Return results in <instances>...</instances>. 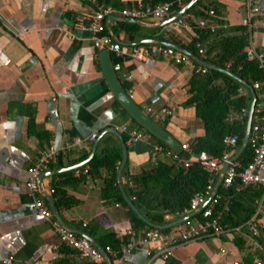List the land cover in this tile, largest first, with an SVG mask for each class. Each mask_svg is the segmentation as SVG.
Returning a JSON list of instances; mask_svg holds the SVG:
<instances>
[{"label": "crops", "instance_id": "1", "mask_svg": "<svg viewBox=\"0 0 264 264\" xmlns=\"http://www.w3.org/2000/svg\"><path fill=\"white\" fill-rule=\"evenodd\" d=\"M188 2L172 10L167 18ZM204 2L200 0L198 7ZM108 3L122 9L143 5L145 1L108 0ZM213 3L219 6L220 20L216 22L224 27L214 34L202 30L206 31L202 39L205 44L221 34L233 33L237 27L245 29L241 20L247 16L248 9L255 6L258 12L249 17L250 28L245 31L252 46L264 52V0H251L250 3L247 0H213ZM91 8L88 1L81 0H0V264L8 256H11L10 264H55L59 258L69 264L88 261L71 248L67 253L58 251L61 242L57 234L50 223L32 209V198L25 189L27 167L49 146L58 154L42 171L50 174L39 181L40 195L48 208L50 198L65 226L87 233L97 244L96 237L105 233L125 240L123 232L133 228L125 206L112 197L100 196L106 170L101 167L97 172L88 171L79 176L74 172L61 175L74 170L52 172L86 159L94 142L91 158L118 149L119 165V139L109 131L115 126H126L142 134L137 141L123 140L126 155L122 167L124 174L120 176L122 186L129 175L152 168L157 161L172 162L162 152L151 150L154 140L150 133L112 95L101 70L99 54L102 50L92 46L88 33L80 27ZM188 8L184 13L190 18L172 32H165L160 25L162 20L153 18L138 19L144 25L122 21L118 15H107L103 20L105 31L121 47L118 53L107 50L111 65H120V71L114 73L121 88L142 113L179 144H188L204 134L193 107L184 105L188 97L187 80L197 69L194 61L175 64L160 55L137 60L128 56V51L138 46L136 42L148 39L186 49L184 46L195 30L194 21L200 18L187 12ZM122 23L135 24L136 28ZM149 44L157 43L139 45ZM122 73L128 74L130 79L123 80ZM108 93L111 95L106 98ZM147 107L154 112L169 109L171 114L155 118L153 112H146ZM93 132L96 136L88 142ZM74 137L84 140L83 147L61 150ZM53 187L64 192L71 200L70 205L56 207L53 192L48 193ZM260 187L261 195L263 187ZM239 197L248 200L247 192ZM242 211L234 214L241 217ZM179 218L163 214L164 224ZM258 219V240L263 242L264 212ZM223 224L228 227V223ZM254 258L264 264V247L252 248L243 230L229 229L214 237L174 246L165 258L149 262L143 250L134 249L124 254L117 264H232L234 261L246 264Z\"/></svg>", "mask_w": 264, "mask_h": 264}, {"label": "built area", "instance_id": "2", "mask_svg": "<svg viewBox=\"0 0 264 264\" xmlns=\"http://www.w3.org/2000/svg\"><path fill=\"white\" fill-rule=\"evenodd\" d=\"M88 1L91 5V10L88 11L81 21L80 27L85 30L94 48L98 50H109L114 53L121 51L119 44L112 40L109 34L105 31L103 20L107 15H118L121 17L142 19L153 18L158 20L166 19L171 13V1H155L144 0L143 5H139L131 8L116 9L111 5L99 4L96 0H81ZM189 0H175L176 6L180 7L183 3ZM251 0H247L250 3ZM258 9L255 6H251L247 11V16L242 18L241 25L245 29L250 28L249 17L257 13ZM213 9L209 7L206 11L205 17L197 18L194 21V28L190 41L196 52V56L203 59L206 57V46L200 37L202 30H207L209 33H217L219 29H222L224 25L217 23L213 19ZM190 18L188 14H181L173 21H170L163 25L165 32H172L180 26H184L186 21ZM160 55L170 59L175 64H188L190 59L181 53L180 51L166 47L161 44H149L138 45L130 48L128 56L137 60H144L148 56ZM245 56L248 60L253 61L256 67L260 70L262 77L260 80L253 81L250 87L254 91L255 100L252 110L251 123L248 135V141L250 148V160L239 168L237 160H230L233 154V148L237 141V135L235 133L225 134L221 138V143L224 146V150L219 155H212L204 151H200L197 154H193L187 143L180 144V150H183L187 156L181 157L177 152L170 149H163L157 144L151 145L153 152H162L166 157L174 161L177 165L188 166L191 162H196L198 165L208 172V177L204 189L201 192L194 193L187 205L180 211L173 214H169L174 218L186 217L179 223L173 224L166 230L156 228H145L142 230H135L131 227L126 228L123 234L125 240L120 248V255L117 258L120 261L124 254L130 253L134 249H141L149 262L154 258H165L171 248L179 244L199 240L206 237L217 236L226 230H243L249 237V245L252 248L261 249L264 247V241L258 240L260 233L259 214L264 212V52L254 48L249 39H247V46L245 48ZM226 67L228 64H225ZM114 72L120 71V65L114 63L111 65ZM197 68L196 70H198ZM227 69V68H226ZM203 71L204 69H199ZM123 80H129L130 76L126 73L121 74ZM239 93H243L242 88L238 89ZM110 93L105 97L109 98ZM146 112H153L155 118H159L161 115L169 116L171 111L169 109L161 108L154 112L150 107L146 108ZM247 108L242 107L236 112H228L225 117V122L235 121L240 124L245 122ZM113 129L126 135L127 141H137L142 138V134L137 130H129L126 126H115ZM96 136V133H91L87 141H92ZM84 140L74 137L69 142L65 143L61 150L68 151L72 147H83ZM58 151L54 150L51 146L47 150L40 152L35 161L26 169V180L24 182L27 193L32 198V209L47 220L53 231L57 234L61 243L67 247L73 249L79 256L86 258L92 264H104V259L98 249L92 245L86 238L76 234L73 231L61 226L57 220L53 217L51 211L44 203L42 196L40 195L41 186L37 179L39 174L45 170L49 163H51L57 156ZM226 167L222 173L220 186L228 189L232 188L233 191H237L244 187L262 186L263 193L253 201V209L249 216L240 224L232 227H226L222 223V214L229 210V201L221 205L220 209L216 208L220 195L216 192L207 201V197L211 192L216 177L220 173L223 165ZM88 167L76 168L74 173L76 176L80 174H86ZM128 186L131 185L130 179L127 177L125 180ZM53 189L49 188L48 193H52ZM207 201V202H206ZM205 204V205H204ZM204 205L200 210L198 208ZM192 212L197 215L189 216ZM84 225V224H82ZM108 258H114L115 252L109 247L103 248ZM11 256L2 260V264H10ZM232 264H238L237 261ZM246 264H262L259 258H254Z\"/></svg>", "mask_w": 264, "mask_h": 264}, {"label": "trees", "instance_id": "3", "mask_svg": "<svg viewBox=\"0 0 264 264\" xmlns=\"http://www.w3.org/2000/svg\"><path fill=\"white\" fill-rule=\"evenodd\" d=\"M99 4L108 5V0H96ZM155 1H171V11L177 10L175 0H155ZM200 0L191 5L187 12L197 17H203L206 14L209 5H212L213 19L219 21V6L213 3V0H205L201 7H198ZM114 7V5L110 4ZM122 25L135 29V24L122 23ZM206 34L202 31L201 39ZM205 61L221 68H227L230 72L241 78L249 86L253 81L260 80L262 74L256 67V64L248 60L245 56V48L247 46V33L243 27L235 28L231 34H221L211 38L206 44ZM187 50L196 54L192 46V41L184 46ZM194 66L203 71L193 70L187 80L188 97L184 101V105H190L194 109L195 116L201 121L204 134L195 137L188 142L190 151L197 154L200 151L207 152L212 155H219L224 150L221 138L225 134L235 133L237 141L234 146V152L239 147L244 132V123L240 124L235 121L225 122L224 117L228 112H236L242 107H248L250 95L248 89L230 78L229 76L218 72L214 69L204 68L193 62ZM225 64H228L226 67ZM242 88L243 93H239L238 89ZM151 135V134H150ZM123 140L126 139L125 134H121ZM154 144L159 145L163 149H168L163 142L151 135ZM178 155L186 157L187 154L183 150H179ZM250 148L247 143L246 147L236 158L240 169L250 160ZM120 159L118 149L109 150L101 155H94L90 161L83 165L88 167L89 173L97 172L99 168L106 170V175L102 178L100 187V196L103 198L112 197L114 201L121 203L127 208L126 215L131 226L137 228H149L141 220H139L133 211L123 201L120 192L116 186L115 173ZM74 171L61 175L72 174ZM124 174L122 170L121 175ZM208 172L203 170L198 163L191 162L188 166L177 165L174 161L166 163L157 161L152 168L142 169L141 171L129 175L130 186L123 185L125 194L130 198L133 205L139 213L152 224H164L163 214H173L184 208L190 197L204 189ZM247 192L248 200H240L239 195ZM220 195V200L216 208L221 207L225 200L229 201V210L222 214V223H228V227L236 226L242 223L251 213L253 209V201L260 195L261 187L252 186L244 187L237 191L232 188L219 187L216 191ZM54 203L57 208L67 207L70 205L69 200L64 192L58 187H53ZM243 210L244 214L237 217L234 212ZM242 211V212H243ZM235 216V217H234ZM166 230V229H165ZM96 241L102 247H109L115 252V257L110 259V264H117V258L120 255V246L124 240L116 238L112 233H105L96 237ZM58 251L67 253L72 251L65 244L59 245ZM55 264H69L61 258L56 260ZM85 264H92L87 261Z\"/></svg>", "mask_w": 264, "mask_h": 264}, {"label": "water", "instance_id": "4", "mask_svg": "<svg viewBox=\"0 0 264 264\" xmlns=\"http://www.w3.org/2000/svg\"><path fill=\"white\" fill-rule=\"evenodd\" d=\"M195 0H189V2L187 4H185L184 7H182L174 16L169 17L167 19H163L161 21L160 25H164L170 21H173L175 18H177L178 16H180L181 14H183L185 12V10L194 2ZM122 21L125 22H133V23H137V24H143V22L139 21L138 19L135 18H128V17H121L118 18ZM148 43H157V44H161L164 45L166 47H172L178 51H180L181 53H183L184 55H186L189 59H191L192 61H194L195 63H197L198 65L204 67V68H208V69H214L217 70L220 73H223L227 76H229L230 78H232L233 80H235L236 82H238L239 84H241L243 87L248 89L249 95H250V99H249V103H248V107H247V113H246V119H245V124H244V132H243V136L241 139V143L239 145V147L237 148V150L233 153V155L231 156L230 160H235L238 155L241 153V151L246 147L247 145V141H248V135H249V129H250V123H251V116H252V110H253V105H254V100H255V94L254 91L252 90V88L245 82L243 81L241 78H239L238 76H236L235 74H233L232 72H230L228 69L226 68H221L218 67L216 65L210 64L209 62L199 58L198 56H196L195 54L189 52L188 50L181 48L180 46H176L170 43H166V42H161V41H156L153 42V40H140L138 42H136V45L139 44H148ZM99 58H100V64H101V70L104 76L105 81L108 84L109 89L111 90L112 95L114 96V98L119 102V104L124 108V110L135 120L137 121L140 126L142 128H144L147 132H149L151 135H153L154 137H156L157 139H159L161 142H163L165 144V146H167L170 150L174 151V152H178L180 150V144L175 141L171 135L169 133H167L162 127H160L159 125H157L155 122H153L151 119H149V117L147 115H145L144 113H142L133 103L132 101L129 99V97L127 96V94L123 91V89L120 86L119 81L116 78V75L114 73V71L111 68V63L109 61V56H108V51L107 50H102L99 54ZM109 131L113 134H115L118 139H119V143H120V149H121V160L120 163L116 169V184L118 187V190L120 192V195L123 199V201L126 203V205L133 211V213L135 214V216L141 220L146 226H149L151 228H156V229H164V228H168L170 226H172L173 224L179 223L182 220H184L186 217H181L179 219H177L176 221L170 222L168 224H152L150 223L146 218H144L139 211L136 209V207L133 205L132 201L130 200V198L125 194V191L123 190V186L121 184L120 181V176H121V171H122V167L125 163V155H126V148L123 142V139L121 137V134L116 132L114 129H109ZM96 142H94L92 144L91 150L87 156L86 159L82 160L81 162H78L74 165L68 166L66 168H61L57 171H54L52 173H57V172H61V171H67V170H75L76 168H79L81 166H83L84 164H86L89 159L91 158L92 154H93V150L95 147ZM226 167V164L223 165L222 169L220 170V173L218 174L216 181L214 182L213 188L211 190V192L209 193L208 197H207V201L213 196V194L216 192L219 184H220V180H221V176L222 173L224 171ZM50 172L49 171H45L39 174L38 176V183L40 181V179L43 176H47L49 175ZM206 201V202H207ZM48 202L50 203L49 208L51 210V213L53 215V217L57 220V222L65 227L66 229L75 232L76 234L86 238L92 245H94L98 251L101 253L104 261L106 264H110V260L107 256V254L105 253V251L103 250V248L101 246H99L94 240L93 238H91L87 233L82 232L80 230H76V229H72L69 228L67 226L64 225L61 217L59 216V214L57 213V211L55 210L52 202L50 201V198L48 200ZM205 205V204H204ZM204 205L200 206L198 208V210H200ZM194 214V212H192L189 216H192Z\"/></svg>", "mask_w": 264, "mask_h": 264}]
</instances>
